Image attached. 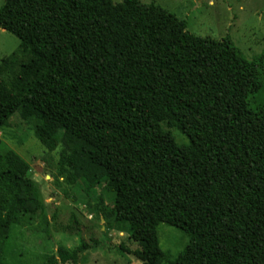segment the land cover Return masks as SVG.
<instances>
[{"label": "trees", "instance_id": "16d2710c", "mask_svg": "<svg viewBox=\"0 0 264 264\" xmlns=\"http://www.w3.org/2000/svg\"><path fill=\"white\" fill-rule=\"evenodd\" d=\"M0 29L19 39L0 62V130L35 119L62 182L103 183L141 264H264V50L249 61L141 0H3ZM29 173L0 151V244L44 209ZM160 224L188 236L175 258Z\"/></svg>", "mask_w": 264, "mask_h": 264}, {"label": "rangeland", "instance_id": "374dc122", "mask_svg": "<svg viewBox=\"0 0 264 264\" xmlns=\"http://www.w3.org/2000/svg\"><path fill=\"white\" fill-rule=\"evenodd\" d=\"M120 3L123 0H112ZM154 3L187 22V30L214 40L229 38L251 61L264 50V0H141ZM3 0H0V7ZM19 45V39L0 29V62ZM35 119L16 112L0 130V151L11 149L30 166L44 209L29 223L14 227L0 244L2 264H141L130 252L139 248L127 226L116 222L112 194L104 184L85 193L57 177L58 151H48L35 136ZM180 142L185 138L163 126ZM84 191V192H83ZM91 201H94V207ZM106 213L103 217L101 212ZM159 246L175 258L188 243L178 228L160 224ZM85 241L89 248L75 263H61L58 251H71ZM55 261V262H54Z\"/></svg>", "mask_w": 264, "mask_h": 264}]
</instances>
